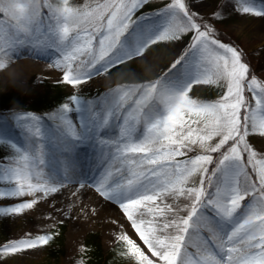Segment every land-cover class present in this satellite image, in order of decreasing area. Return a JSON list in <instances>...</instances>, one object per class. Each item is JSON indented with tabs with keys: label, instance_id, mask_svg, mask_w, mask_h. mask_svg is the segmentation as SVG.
<instances>
[{
	"label": "snow or ice",
	"instance_id": "snow-or-ice-1",
	"mask_svg": "<svg viewBox=\"0 0 264 264\" xmlns=\"http://www.w3.org/2000/svg\"><path fill=\"white\" fill-rule=\"evenodd\" d=\"M147 3L95 0L74 7L69 0H0V70L21 47L53 50L71 86L191 33L184 52L156 79L109 89L94 105L73 95L50 115L14 114L25 143L5 140L0 129V148L13 150L0 156L6 185L0 201L18 202L0 204V214L23 213L37 202L19 198L57 191L46 151L54 137L65 155L108 144L96 187L134 230L118 237L134 264H264V158L252 143L254 135L264 137V79L252 74L241 49L198 22L186 0H169L154 17L136 16ZM236 3L240 13L264 17V0L259 8L256 0ZM222 81L225 91L215 101L189 94L194 85ZM44 120L59 123L53 131ZM112 123L118 135L109 143L104 136ZM70 167L65 164L62 180L70 178ZM51 238L8 241L0 257L46 246Z\"/></svg>",
	"mask_w": 264,
	"mask_h": 264
},
{
	"label": "rangeland",
	"instance_id": "rangeland-1",
	"mask_svg": "<svg viewBox=\"0 0 264 264\" xmlns=\"http://www.w3.org/2000/svg\"><path fill=\"white\" fill-rule=\"evenodd\" d=\"M51 2L58 3L59 0H51ZM186 2L193 13L200 15L208 12L212 4V0H186ZM69 3L71 6L80 7L82 4H94L95 0H69ZM167 3H169V0H148V3L136 13V16H140L142 12L145 16L154 17L156 12ZM256 6L259 8V0L256 1ZM237 7L238 5L230 10V13L233 14L230 21L226 22L224 20L220 23V21L217 22L213 18L202 17V20L198 22L205 23L214 29L217 38L222 42L235 45L241 49L246 61L250 64L252 74L264 79V17L242 14L236 10ZM133 19H135V16ZM190 39L191 33L185 35L183 40L175 43L159 42L146 49L142 58L125 61V70L131 77L137 79L135 80L137 83L130 82L122 85L118 84L117 72H114L112 67L107 72L94 75L86 83L78 86L68 85L63 82V69L55 66L58 53L47 50L41 52L46 59H38L32 54L31 47H21L9 60L7 67L0 70V90L17 95L19 98L18 105L0 108V112H2L0 113L2 135L5 139H10L22 146L25 141L23 133L14 126V114L30 112L39 116L50 115L58 111L64 103H70V97L73 95H77L82 103L90 101L94 105L108 93L107 89H112L117 84L116 87L131 86L145 80L156 79L163 75L174 59L184 52ZM39 61L48 63V69H41L33 65V63L36 64ZM223 84L222 81L220 84L194 85L189 94L199 101H215L225 91ZM58 90L64 94L61 102L53 103L51 106L42 109L40 107L36 108L39 112H33L29 109V107L35 109V107L29 106L34 100L54 95ZM246 95H250V93H246ZM6 110H9V114L3 113ZM58 123L59 121L56 120L42 121L46 129L53 131V125ZM117 135L118 129L112 123L104 138L111 143V141L117 139ZM215 142L214 138L211 143L214 144ZM252 143L258 151V158H264V137H260L258 134L254 135ZM11 151L13 150L10 147L7 149L0 148V156L9 154ZM46 151L51 153L49 166L52 174L57 177L55 185L57 189L67 184L74 187L87 183L89 187H92L94 193L98 192L96 180L99 179L102 163L110 152L108 144L94 143L65 155L59 138L54 137L47 142ZM196 151L199 152V148ZM194 154L189 153V155ZM66 163L71 165L67 171L70 178L62 180L61 177L65 175ZM92 181L94 182L90 183ZM0 186L6 185L0 182ZM75 188H78V186ZM76 195L81 196V194ZM19 199L24 200L26 198ZM67 200L69 198L65 195L55 197L46 206V211L53 209L50 212L51 215L46 217L38 216L31 209H25L23 213L19 214H0V245H4L8 241L43 234L52 237L46 246L0 257L3 264H88L85 239L89 234H95L98 237L104 252H107L119 240L120 235L125 233L133 235L134 231H131L128 225H120L115 219L112 222L106 219L107 216L99 214L98 211L93 212V215H89L81 209H78V211L66 209L63 204L68 202ZM17 202V200H3L0 201V204L7 206ZM111 203L119 207L116 202Z\"/></svg>",
	"mask_w": 264,
	"mask_h": 264
},
{
	"label": "trees",
	"instance_id": "trees-1",
	"mask_svg": "<svg viewBox=\"0 0 264 264\" xmlns=\"http://www.w3.org/2000/svg\"><path fill=\"white\" fill-rule=\"evenodd\" d=\"M236 5V0H212L209 11L202 15L198 14V21H201L202 17L213 18L217 22L220 21V23L224 20H226V22L228 20L230 21V17L233 16V14L230 13V10ZM214 13L217 15H214ZM125 67V63L112 66L113 71L117 72L118 84L122 85L124 83L129 84L130 82H137L135 81L137 79L131 77L127 70H125ZM117 85H115L114 88H116ZM63 97L64 94L58 90L54 95H49L47 97L34 100L29 104V106L35 107V109L30 107L29 109L33 112H39V110L36 108L40 107L42 109L46 106L49 107L53 103L61 102ZM18 101L19 98L17 95L5 93L0 90V108H9L15 104L18 105ZM3 113L9 114V110L4 111ZM85 244L88 255V264H134V261L131 257L124 255V245L119 240L116 241L107 252L102 250L98 237H96L95 234H89L85 239Z\"/></svg>",
	"mask_w": 264,
	"mask_h": 264
},
{
	"label": "bare ground",
	"instance_id": "bare-ground-1",
	"mask_svg": "<svg viewBox=\"0 0 264 264\" xmlns=\"http://www.w3.org/2000/svg\"><path fill=\"white\" fill-rule=\"evenodd\" d=\"M32 54L37 57L38 59H46L44 54H41L34 50L32 48ZM53 62V61H52ZM34 66H38L41 69H48L49 65L46 62L39 61L38 63L34 64ZM94 181L90 182L93 183ZM87 183L76 185L78 188H75L76 186L71 185H65L61 188L57 189L55 192H49L47 194L45 193H38L33 194L31 196L25 197L27 200L35 199L37 202L33 204V206L30 208L33 212L35 211L38 216H49L51 215L50 212L53 211V209L46 211V206L55 199V197H59L61 195H65V197L69 198L65 204H63L66 209L72 210V211H78V209H81L83 212H87L89 215L93 212H97L99 214H103V216H107L106 219L111 220L113 222V219L118 221L123 225H128L131 229V231H134L131 226L130 222L127 220L126 216L123 214L122 209L119 207H116L113 205L110 201H108L105 197H102L99 192H95L92 190V187H89ZM94 185V184H93ZM77 192V193H76ZM71 194V196H70ZM76 194H81V196H77ZM94 194V195H93ZM76 197H81L77 199ZM64 199V198H63ZM66 200V199H65ZM168 203H173L172 199L167 200ZM181 204L183 203H190V201L185 200L184 198H180ZM115 207V208H113ZM59 208V207H58ZM186 212H181L180 215L184 216L186 215ZM93 215V214H92ZM119 225V226H120ZM115 226V225H114Z\"/></svg>",
	"mask_w": 264,
	"mask_h": 264
}]
</instances>
